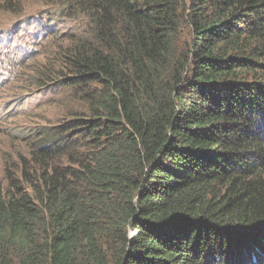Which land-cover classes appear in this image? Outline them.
I'll return each mask as SVG.
<instances>
[{"label": "trees", "instance_id": "16d2710c", "mask_svg": "<svg viewBox=\"0 0 264 264\" xmlns=\"http://www.w3.org/2000/svg\"><path fill=\"white\" fill-rule=\"evenodd\" d=\"M0 10L35 27L0 95L66 111L6 134L27 152L3 159L0 264H264V0Z\"/></svg>", "mask_w": 264, "mask_h": 264}, {"label": "rangeland", "instance_id": "374dc122", "mask_svg": "<svg viewBox=\"0 0 264 264\" xmlns=\"http://www.w3.org/2000/svg\"><path fill=\"white\" fill-rule=\"evenodd\" d=\"M8 16V12L0 10V36L4 37V45L0 48V53L5 47L10 48L13 53L27 51L32 42V30L35 27L22 25L19 28L20 20H16L12 26H8ZM11 18L17 17L12 16ZM16 31H20L18 35ZM0 57L2 58L1 55ZM24 88L25 82L15 80L10 82L0 95V188H7L8 184L3 169V159L13 155L17 163V152L19 150H22V153L27 152L26 146L20 142H16V144L21 149L16 151L12 143L13 140L6 136L7 132L15 128H23V132H27L31 126L35 127L45 123L54 124L56 118L66 112L61 110L63 104L55 103L52 94L30 91ZM76 105L78 108L81 107L80 103H75L74 106Z\"/></svg>", "mask_w": 264, "mask_h": 264}]
</instances>
